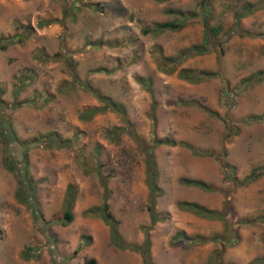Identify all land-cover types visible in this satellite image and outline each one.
Listing matches in <instances>:
<instances>
[{
    "label": "rangeland",
    "instance_id": "rangeland-1",
    "mask_svg": "<svg viewBox=\"0 0 264 264\" xmlns=\"http://www.w3.org/2000/svg\"><path fill=\"white\" fill-rule=\"evenodd\" d=\"M200 1L0 0V43L15 34L23 37L0 49L2 107L14 131L9 137L28 142L23 147L12 142L10 152L0 136V264H82L90 258L96 264H144L140 253L111 244L102 219L83 215L101 202L98 171L110 177V210L120 235L134 244L148 239L152 264H264V173L248 185H236L264 166V76L255 77L264 71V0H209V24L221 29L217 38L223 42L207 54L182 58L181 50L206 41L207 30L197 17ZM250 4L257 9L248 11ZM169 8L195 15L183 16L176 31L141 33L152 23L176 20L165 12ZM241 13L246 15L236 21ZM96 42L101 45L93 46ZM158 48L181 59L172 72L159 70ZM217 67L219 77L200 82L179 76L182 68ZM93 90L119 102L124 114L106 108L84 116L103 105ZM151 108L158 137L214 154L197 155L181 145L154 149L163 190L156 210L164 220L149 227L144 154L127 132L117 130L129 121L151 143ZM247 115L255 119L243 122ZM230 127L237 132L230 133ZM51 135L60 142L51 141ZM6 156L32 179L34 213L15 199L17 182L3 164ZM181 177L205 180L217 190L182 185ZM69 184L76 198L74 218L64 225ZM227 199L237 218L231 244L223 237L210 239L224 235L223 221L175 206L187 200L219 211Z\"/></svg>",
    "mask_w": 264,
    "mask_h": 264
},
{
    "label": "trees",
    "instance_id": "trees-1",
    "mask_svg": "<svg viewBox=\"0 0 264 264\" xmlns=\"http://www.w3.org/2000/svg\"><path fill=\"white\" fill-rule=\"evenodd\" d=\"M209 0H201V4L198 7V14L197 17H200V21L203 25L204 28H206L207 30V37H206V41L204 43V45L202 46H192L190 48L184 49L180 51V56H182V58L187 57V56H191V55H203V54H207L209 53L213 47H216L217 45L219 46L221 44V42H223L221 39H218L217 36L220 33V30L218 27L216 26H211L209 24L210 21V7H209ZM258 5L257 4H250L249 8H247V10L250 12L251 11H255V9H257ZM167 13L169 14H174L175 16H177L176 20L173 21H165L162 23H152L148 26H144L141 28V33L142 34H149V33H153V34H159L162 33L164 31H176L181 27V23L183 20V16H189V15H195L194 13H185L182 14L180 10H175L172 8L166 9ZM246 13H241L236 17V21L239 20L240 16H245ZM55 20H51V21H43L44 23L47 22H52ZM41 22V23H43ZM239 35L241 36H252L253 34L250 31H239L238 32ZM23 39L21 34H15L12 37H8L6 39V42L4 43H0V49L4 50L6 49V45L9 42H13L14 40H16V42H21ZM2 41V39H0V42ZM93 43V46H97V45H101V44H97ZM91 44V43H90ZM89 44V45H90ZM89 45H87L89 47ZM209 45V46H208ZM158 52V57H157V66L159 68L160 71L163 72H172L174 70V65L175 63H179L181 61V59H174V57L172 56H168L162 53V51L158 48L156 50ZM66 59V58H65ZM102 69H96L95 71H101ZM72 75L74 76V73L72 71ZM219 75H221V70L219 67H217L215 70H209V69H187V68H182L179 71V76L182 79H185L189 82H200L203 80H207L210 78H216L219 77ZM264 76V71H261L258 73L257 76H255L257 79H262ZM143 84H147V81L142 79ZM86 86H89L88 83H86ZM96 97L103 103L102 106L99 107H94L91 109H88L86 111V113L84 114V116L90 118L93 115H95L96 113H98L99 111H102L106 108H110L113 109L117 112H122V114H124L123 111V106L117 102L114 99H111L110 97H106L104 95H102L101 93H99L97 90H93L92 91ZM1 93L2 90L0 89V136L3 138V142L5 143V147L9 149V151L11 152V143L12 142H17L21 145V147H23L24 145L26 146L28 144L27 140L21 141L19 139L13 138L11 139L9 137V134H14V131H12L11 127L9 126V122L6 121L5 122V116L6 113L3 110V99L1 98ZM228 93V89L226 87L223 88V96H225ZM184 103L186 105H191L194 102L192 101H184ZM15 104V103H14ZM18 104V103H17ZM16 104V105H17ZM199 106V104H198ZM154 107V106H153ZM200 108L204 109L205 111H207L208 109L204 106H199ZM152 111L150 112V116L152 119V138H151V143H147L145 141H143L141 139V137L137 134V132L135 131L134 127H132V124L127 121L126 124L121 128H118V132H127L129 134V136L135 141L136 146L138 147V149L144 154V174H145V182H146V186H147V190H148V198H147V204H146V211L149 215L150 218V225L149 227H152L155 223L163 221L164 220V216L159 213L156 210V204L158 198L162 195L163 190L160 187L159 183H158V176H159V171L157 168V164H156V160H155V156H154V149L158 146H162V145H170V146H174V145H181L184 147H187L188 149H190L194 154L197 155H212L214 154V151H203L200 149H197L195 147H193L192 145H190L189 143H186L184 141L181 140H174L168 137H158L155 133V127H156V119H155V115H154V108H151ZM212 113V112H211ZM215 114V113H212ZM254 116V115H253ZM247 119H243V122H247V120L253 118V120L255 119V117L249 118L248 115L247 117H245ZM242 119H240L241 121ZM238 128L236 127H230V133L235 134L237 132ZM118 133H116V131H113V133H111V136L116 137L115 135H117ZM50 140L51 141H55V142H60L61 139H57L56 135H51L50 136ZM30 143H32L31 141H29ZM65 144V141L63 142ZM57 144V143H56ZM58 145V144H57ZM59 146V145H58ZM11 155V154H10ZM3 164L4 166L12 173L15 175L16 178V182H17V187H16V191H15V199L17 202L21 203V204H25L26 206L32 208V213H34V211H36V208L34 205L35 203V197L33 195V191H34V187L32 185V179L30 181V178L25 179V175L22 174L23 171H21L19 173L18 170V165L17 163H14V160L11 156H6L3 160ZM262 169H264L263 167H257L256 169H253L251 172H249V174H247L246 176L243 177V179L239 182H235L236 185H240V186H245L248 185L249 183L255 181L257 178H259L261 175H263L264 172H259ZM98 176L101 178V183L102 186L104 187L103 189V193H102V198H101V202L97 205H93L87 209H85L83 211V215L84 216H92V217H99L100 219H102L109 227V234H110V242L111 244H113L115 247L119 248V249H127V250H132L135 252H138L142 255L143 258V262L144 264H152V259L150 257V252H149V241L148 239H144L142 244H134V243H130L125 241L122 236L119 233V222L118 220L115 218V216L112 214L111 210H110V202H109V198H110V190L107 188V184L109 181V176H107L106 174L101 173L100 171H98ZM235 180V179H234ZM179 183L185 186H191V187H196L199 188L201 190H205V191H216V187L205 181L202 179H196V178H189V177H181L179 178ZM28 189V192H27ZM75 192L73 190V185L69 184L66 187V193L64 195V199H63V205H64V210H63V215L61 218V223L64 225H67L68 223H70L73 218H74V214L72 212V206L75 200ZM225 205H224V209L221 210H214V209H210L204 205H201L200 203L194 202V201H187V200H177L175 202V206H177L178 209L182 210V211H188L191 213H194L195 215L199 216V217H204V218H208V219H217V220H221L223 221L224 225H225V233H223L224 235H213V237H211L210 239H214L215 238H220L223 237L226 240V243H229V238L230 236V228L232 226V223L237 222V218H234V210L231 207H227L228 204V199L225 200ZM239 223L246 225V223H249L248 219H240L238 221ZM178 234V238L179 239H183L184 238V234L181 232L177 233ZM201 242H203L205 239L200 236L199 237ZM231 244V243H229ZM224 247H221L219 249L216 250L215 253V260L218 261L221 258V252L223 251ZM82 264H96V260L94 258H90L88 259V261L86 260L85 262H83Z\"/></svg>",
    "mask_w": 264,
    "mask_h": 264
}]
</instances>
